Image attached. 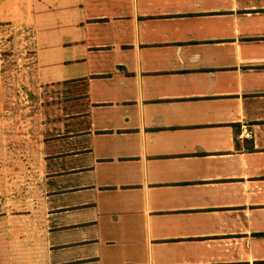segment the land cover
<instances>
[{"label":"crops","instance_id":"obj_1","mask_svg":"<svg viewBox=\"0 0 264 264\" xmlns=\"http://www.w3.org/2000/svg\"><path fill=\"white\" fill-rule=\"evenodd\" d=\"M20 35L35 264H264V0H0Z\"/></svg>","mask_w":264,"mask_h":264},{"label":"rangeland","instance_id":"obj_2","mask_svg":"<svg viewBox=\"0 0 264 264\" xmlns=\"http://www.w3.org/2000/svg\"><path fill=\"white\" fill-rule=\"evenodd\" d=\"M19 38L9 45L0 42V258L10 249L16 264H29L22 261L30 252L35 264L39 230L29 172L38 164V106L28 81V45L23 35Z\"/></svg>","mask_w":264,"mask_h":264}]
</instances>
